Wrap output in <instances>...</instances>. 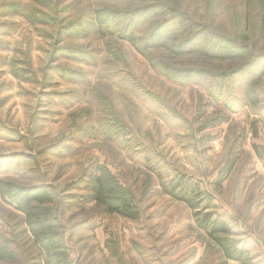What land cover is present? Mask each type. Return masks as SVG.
<instances>
[{
	"label": "rangeland",
	"instance_id": "obj_1",
	"mask_svg": "<svg viewBox=\"0 0 264 264\" xmlns=\"http://www.w3.org/2000/svg\"><path fill=\"white\" fill-rule=\"evenodd\" d=\"M104 10L132 16L100 29ZM183 12L253 55L144 54L120 35L177 29ZM165 63L197 71L173 77ZM98 178L109 204L131 201L138 217L99 203ZM0 179L48 185L71 264H242L164 191L182 180L264 264V0H0ZM0 246V264H44L1 195Z\"/></svg>",
	"mask_w": 264,
	"mask_h": 264
},
{
	"label": "trees",
	"instance_id": "obj_2",
	"mask_svg": "<svg viewBox=\"0 0 264 264\" xmlns=\"http://www.w3.org/2000/svg\"><path fill=\"white\" fill-rule=\"evenodd\" d=\"M131 16L132 11L104 10L97 13L100 29H103L104 26L106 29H109V21L112 18L123 19L127 17L129 20ZM181 19L182 25L174 30L159 24L144 37H138L133 32L127 30H123L120 35L132 42L137 50L144 54L150 49L157 48L169 50L176 54L201 52L210 58L221 60L232 57L233 53L239 51L253 55L250 50L245 48L244 44L238 43L233 37L214 31L206 23L198 22L184 12L181 15ZM162 69L173 77L197 71L194 68L181 70L168 63H165L160 70ZM216 73L219 75L217 80L222 84V77L225 75V72H211L212 75ZM208 75H210V71ZM234 164L235 162L230 160L221 170L219 182L231 172ZM180 182L178 185L164 184V191L172 198L187 202L195 209L194 219L200 231L205 233L208 238L219 246L223 255L228 260L239 261L242 264H256L248 250L243 246H239L231 238L232 228L226 220L212 211L197 209L196 204L192 202V195L194 193L201 195L202 191L199 186L186 180ZM95 193V199L105 205L108 211L119 212L130 218L138 217L139 212L132 208L133 204L131 201L125 200L120 205L115 206L109 204L105 196L102 181L99 178L95 186ZM0 195L3 199L9 198V203L24 214V220L28 231L32 234L34 244L39 247L43 254L44 264H71L69 260V247L61 240L63 224L54 213L53 204L55 197L47 184L41 183L25 186L10 180L0 179ZM0 248L5 247L0 246Z\"/></svg>",
	"mask_w": 264,
	"mask_h": 264
}]
</instances>
